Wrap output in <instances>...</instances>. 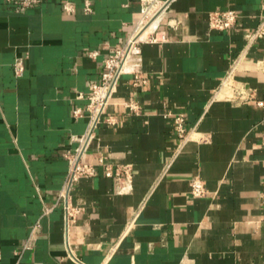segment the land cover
I'll return each mask as SVG.
<instances>
[{
  "label": "crops",
  "instance_id": "crops-1",
  "mask_svg": "<svg viewBox=\"0 0 264 264\" xmlns=\"http://www.w3.org/2000/svg\"><path fill=\"white\" fill-rule=\"evenodd\" d=\"M90 1L17 12L0 0V264H264V38L246 39L264 0H172L159 40L142 44L147 82L121 77L84 157L128 165L127 179L100 166L66 198L64 153L87 129L89 86L144 17L141 0ZM229 9L239 23L211 28L209 13ZM167 112L186 115L185 140ZM193 176L206 195L191 194ZM67 201L83 208L69 233Z\"/></svg>",
  "mask_w": 264,
  "mask_h": 264
},
{
  "label": "built area",
  "instance_id": "built-area-1",
  "mask_svg": "<svg viewBox=\"0 0 264 264\" xmlns=\"http://www.w3.org/2000/svg\"><path fill=\"white\" fill-rule=\"evenodd\" d=\"M39 1L40 0H7L8 3H11L15 6L17 12H24L32 4L38 3ZM171 1L172 0H141L143 4L144 17L138 28L123 45L115 47V49H113L106 57L103 65L104 70L102 72L101 80L91 82L89 86V92L87 94L89 99L87 106V129L82 135L76 137V147L73 149H68L64 153V156L69 163V170L65 179V184L60 191V196L68 198L69 192L74 183L83 177H93L97 175L100 166L105 168L104 170L107 176H114L118 183H123L124 180L127 179L130 171V167L128 165L114 168L108 162L106 155H100L96 162H87L85 161L84 157L91 143L97 137L100 125L104 121L110 123L112 122L110 118H105L104 115L111 103L121 77L126 73H131L134 75L135 84L147 82V79L143 77L139 70L140 62L142 60V44L146 41L159 40V37L157 36V30L159 28L162 16ZM65 7L70 10V5L68 3L65 4ZM84 10L86 12L92 11V2L90 0H86ZM240 16V12L236 9L212 11L209 13V25L213 29L222 31L228 30L235 27L239 23ZM155 19H158L157 25L144 36V27ZM263 38L264 6L262 7L260 13V21L258 26L253 31H250L246 34L248 45H252L258 39ZM90 54L95 57L98 52L92 51ZM25 70L26 58L17 57L14 62V71L16 75H22ZM239 94H241V91ZM128 106L134 110L140 108L139 105L133 100L128 102ZM83 114L84 112L81 108H77L74 111L75 117H80ZM165 115L168 117L173 116L176 133L181 140H185L189 133L186 115L184 113L172 115L170 112H167ZM190 186L191 194L195 197H202L207 193L205 183L198 176H193L190 178ZM262 199L264 203V190L262 193ZM82 210L83 208L81 206L73 205L69 203V201L66 202L64 206V216L67 233H69L70 225L76 221ZM37 227L38 224L34 227V230ZM32 246L33 242L31 240L25 244V248H31ZM68 257L77 260V257L75 256L70 245H68Z\"/></svg>",
  "mask_w": 264,
  "mask_h": 264
},
{
  "label": "bare ground",
  "instance_id": "bare-ground-1",
  "mask_svg": "<svg viewBox=\"0 0 264 264\" xmlns=\"http://www.w3.org/2000/svg\"><path fill=\"white\" fill-rule=\"evenodd\" d=\"M157 23H158V19H155V20L149 22V24H148L147 26L144 27L145 32H144L143 35L145 36L149 31H151L152 29H154V27L157 25ZM153 25H154V26H153ZM151 27H152V28H151Z\"/></svg>",
  "mask_w": 264,
  "mask_h": 264
}]
</instances>
